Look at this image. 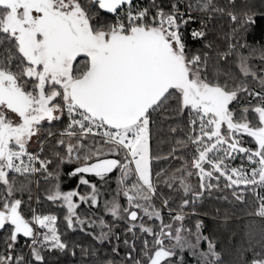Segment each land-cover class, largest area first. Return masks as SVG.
I'll use <instances>...</instances> for the list:
<instances>
[{
    "label": "snow or ice",
    "instance_id": "obj_1",
    "mask_svg": "<svg viewBox=\"0 0 264 264\" xmlns=\"http://www.w3.org/2000/svg\"><path fill=\"white\" fill-rule=\"evenodd\" d=\"M258 15L249 0H0V264L69 251L43 203L91 238L72 248L93 264H225L204 222L185 224L214 192L255 202L240 258L264 264V67L239 39ZM66 164L83 191L62 190Z\"/></svg>",
    "mask_w": 264,
    "mask_h": 264
},
{
    "label": "trees",
    "instance_id": "obj_2",
    "mask_svg": "<svg viewBox=\"0 0 264 264\" xmlns=\"http://www.w3.org/2000/svg\"><path fill=\"white\" fill-rule=\"evenodd\" d=\"M250 5L258 10L259 12H264V0H249ZM198 25H193V27H197ZM216 26L218 30L223 32H229L230 26L227 18L217 19ZM241 43L246 41L248 47L245 49H241V51L247 55L250 51L255 50L253 57L250 59V64L253 66L254 71H258L260 68L264 67V61L259 58V50L264 48V15L257 16V23L250 27L248 31L239 37ZM221 47L223 48L225 41L223 36L219 41ZM199 45H193V47H198ZM235 59L232 57L229 62V67L234 71H238L235 65L231 62ZM252 86H255L254 84ZM163 151L167 152V145H161ZM32 149H36V145L32 146ZM180 163L178 160H161L159 162H154V170H158L159 168H168L175 167ZM71 166V167H70ZM70 167V168H69ZM75 165L66 164L61 169V176L66 172L67 169H74ZM71 170V171H72ZM193 183L196 181L192 180ZM41 184V194L43 193V184L44 181H40ZM35 188V186L33 185ZM78 187V185L76 186ZM83 186H79V190L82 191ZM169 190L164 189V192L167 193ZM175 195V193H173ZM222 194L219 192H214L212 196L206 197L203 199L197 206V212L199 215L189 216L185 220V224L194 228L195 221L197 219L202 220L204 222V235L209 236L217 245V251L221 252L222 258L225 264H242L241 261V250L242 247L247 243L246 232L248 230L247 221L249 220H257V224L254 225V228L259 229L261 224L259 223V219L256 217H249L246 215L247 212L253 211L256 207L255 202L249 198L248 203L244 205L239 204H229L227 201L223 199H217V197ZM24 199L27 200V195L24 196ZM33 206L36 205L33 203ZM219 209V212H217ZM39 210L47 212H52L59 217L58 223L60 224L61 231L64 233L63 238L69 243V251L65 253L53 252L50 254H46L47 264H93V258L89 256H82L80 247L72 248L73 244L81 245L85 248L89 247L92 244L91 238L86 236L84 233L79 231L71 232L66 231L63 224V209L58 208L50 203H43L39 206ZM86 206H81V211H86ZM227 213V220L225 219V214ZM25 214L30 215L27 207H25ZM110 223H114L112 220ZM123 224L120 225L119 228H116L115 231L121 232L123 230ZM21 247H23V251L27 254L28 249L23 244V240H21ZM103 247L104 253L109 257L112 256L111 253V244H106ZM207 244L206 242H202L201 250H206ZM75 251V256L72 255V251ZM125 248L121 245L120 254L121 256L125 253ZM119 259V257H117ZM196 263L194 257V264Z\"/></svg>",
    "mask_w": 264,
    "mask_h": 264
},
{
    "label": "rangeland",
    "instance_id": "obj_3",
    "mask_svg": "<svg viewBox=\"0 0 264 264\" xmlns=\"http://www.w3.org/2000/svg\"><path fill=\"white\" fill-rule=\"evenodd\" d=\"M71 167V166H70ZM69 167V168H70ZM71 169H67L64 174H62L60 178L61 188L62 190L68 191V190H79L76 188L78 185L79 177L78 176H71L69 173L71 172ZM113 178L109 181L108 185H104L102 187V193L105 194L106 198H110L112 191L115 189V176L116 173L112 174ZM93 182H97L96 178L94 177H88ZM35 186V185H34ZM84 190V187H82V191ZM34 203V202H33ZM121 203H124V201H121ZM35 204V203H34ZM103 215V218L107 220L109 223L111 222V218L108 217L106 214H103L102 212H98L97 216ZM185 264H194V257L190 256L189 253L185 252ZM196 264V263H195Z\"/></svg>",
    "mask_w": 264,
    "mask_h": 264
},
{
    "label": "built area",
    "instance_id": "obj_4",
    "mask_svg": "<svg viewBox=\"0 0 264 264\" xmlns=\"http://www.w3.org/2000/svg\"><path fill=\"white\" fill-rule=\"evenodd\" d=\"M33 150H35V149H33ZM239 163H240L239 160L235 161V164H239ZM193 180L196 181L195 178H193ZM262 194H264V193H262ZM256 218L259 219L258 217H256Z\"/></svg>",
    "mask_w": 264,
    "mask_h": 264
},
{
    "label": "crops",
    "instance_id": "obj_5",
    "mask_svg": "<svg viewBox=\"0 0 264 264\" xmlns=\"http://www.w3.org/2000/svg\"><path fill=\"white\" fill-rule=\"evenodd\" d=\"M76 188H78V187H76ZM79 189V188H78Z\"/></svg>",
    "mask_w": 264,
    "mask_h": 264
}]
</instances>
